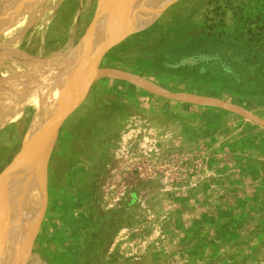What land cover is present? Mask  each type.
<instances>
[{"label": "rangeland", "instance_id": "obj_1", "mask_svg": "<svg viewBox=\"0 0 264 264\" xmlns=\"http://www.w3.org/2000/svg\"><path fill=\"white\" fill-rule=\"evenodd\" d=\"M57 1L30 65L0 76L16 88L0 111V232L19 224L36 178L43 188L0 264H264V0H149L140 11L162 5L137 30L118 28L135 0H76L65 20ZM28 8L0 17V41ZM166 18L161 86L104 103L100 46L119 51ZM250 21L263 29L248 42ZM66 76L58 95L47 86ZM53 119L37 170L31 142Z\"/></svg>", "mask_w": 264, "mask_h": 264}, {"label": "bare ground", "instance_id": "obj_2", "mask_svg": "<svg viewBox=\"0 0 264 264\" xmlns=\"http://www.w3.org/2000/svg\"><path fill=\"white\" fill-rule=\"evenodd\" d=\"M146 1H149V0H135L131 13L129 14L128 21L126 20L127 22L126 21L119 22L118 28L120 30H128V29L137 30L138 28L146 24L162 5V3H160L145 11H140V9L142 8V5ZM19 2L26 3L27 5H29V8L23 13L21 14L19 13V15L16 16V18H12V19L7 18L6 21L8 23L9 29L8 30L4 29V30L6 32L13 30L12 28H10V26L14 23L16 19H19L24 14H27L29 16V20L27 21L24 27L22 26L21 28L18 29L17 33H15L12 36L10 35V37L5 36L0 41V48L6 45L4 51L0 53V76H3V77L8 72L9 70L8 68L9 66H11L12 62H14L15 65L16 63L19 65H23L25 66L24 68L30 65L28 64L30 62L26 60L27 58L29 59L32 56L31 51L29 52L28 49L29 48L32 49L31 46L35 48V46H37L38 44L40 45L43 42L48 23L54 17L56 10L58 8L57 0H3L0 6L1 7L0 8L1 19L3 18L5 20L8 8H10L11 5L18 4ZM141 12L142 14H140ZM22 35H25L26 37L24 45L17 46L15 41L17 40L18 37H21ZM102 36L109 37L110 35L105 34L103 32ZM85 41H87L88 43L91 42L93 44L95 40H93L91 36H89ZM105 47H106V44L101 45L99 48V51L104 49ZM24 51L25 53H23ZM38 65L36 64L34 69H36ZM67 77L68 76H66L63 79H55L53 80L51 84H48L47 86L51 85L53 91H55V93L57 94L58 89H54L55 85L58 84L59 86L60 83L64 82V80ZM2 85L5 86V83H3ZM2 87L0 88V111H2L4 107L6 108L8 107V104L10 102V99H9L10 94L12 91L16 89V88L15 89L13 88V90H10L9 88L12 89L11 85L6 86L5 89H2ZM7 90H10V91L8 92ZM18 93L20 94L23 93V90L19 89ZM65 105L61 104L59 106V111L57 113V116L63 113V111L65 110ZM55 120L56 119H53L51 122V125L49 122L48 127L44 128L41 132H39L38 136H36L39 139L37 140V143H35L36 144L35 146H34V143L31 142L30 149L33 150L35 153L39 154L38 159H36L38 160V164L37 165L35 164L38 168L37 170H39V167H40L41 157H44L42 156L43 150L53 135V129L55 127ZM42 196H43L42 184H40L39 180L36 178V181L31 187V191L28 195L27 201L22 206V209H19V215L21 217L19 224L18 225L16 224L15 226H11L10 228L8 227V229H5V231L2 230V232H0V253H2L7 248H9L13 243L16 242L18 237L21 236L20 235L21 228L23 227V225H26L28 221H30L32 216H34V213L36 212L37 208L39 207L41 203Z\"/></svg>", "mask_w": 264, "mask_h": 264}, {"label": "crops", "instance_id": "obj_3", "mask_svg": "<svg viewBox=\"0 0 264 264\" xmlns=\"http://www.w3.org/2000/svg\"><path fill=\"white\" fill-rule=\"evenodd\" d=\"M75 1L66 0L64 4L62 3L58 18L65 20L73 10ZM170 24L166 18L155 28L128 34L125 38L126 46L119 51H116V46L111 43L101 50L99 65L93 70L100 74L96 90L98 98L103 99L104 103H110L115 96L119 97L121 94L124 97L127 94L125 92L134 98V94L140 91V86L148 89L147 91L157 90L161 86L152 77L160 76L161 72L157 68L159 60L172 49L170 48L172 33L168 30ZM114 107L108 106L110 111H113ZM12 261L13 258L10 256L2 264H9Z\"/></svg>", "mask_w": 264, "mask_h": 264}, {"label": "trees", "instance_id": "obj_4", "mask_svg": "<svg viewBox=\"0 0 264 264\" xmlns=\"http://www.w3.org/2000/svg\"><path fill=\"white\" fill-rule=\"evenodd\" d=\"M254 22L250 21L247 26H244V29L246 31V36L248 37V42L252 41L255 34H259L258 38H261V31H262V27H258L257 25H253ZM250 46V45H249Z\"/></svg>", "mask_w": 264, "mask_h": 264}]
</instances>
